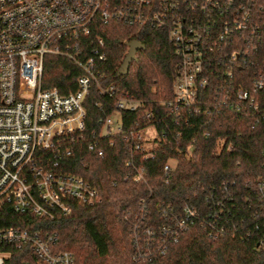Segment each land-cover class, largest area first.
I'll use <instances>...</instances> for the list:
<instances>
[{
    "label": "built area",
    "instance_id": "built-area-1",
    "mask_svg": "<svg viewBox=\"0 0 264 264\" xmlns=\"http://www.w3.org/2000/svg\"><path fill=\"white\" fill-rule=\"evenodd\" d=\"M108 21L137 31L147 25L167 30L179 63L172 98L158 104L177 115L175 122L180 116L187 122V113L223 108L245 114L251 109L264 117V0H0V210L8 207L38 220L53 219L56 213H69L71 201L93 205L102 200L90 182L45 166L42 156L84 129V100L92 85L101 93H115L112 84L101 85L106 73L99 69L105 60L99 26ZM240 66L252 71L244 84L235 86L233 77ZM114 107L115 113L98 120L100 136L123 132L119 111L139 110V119L125 135L131 152L126 165L132 163L134 152L144 160L153 158L159 140L155 112L123 91L114 96ZM175 163L172 157L164 164L166 176ZM143 176L144 169L134 166L125 178L137 181ZM256 186L264 197V182ZM223 210V201L213 195L205 217L184 203L179 213H167L170 222L161 234L176 241L197 220L209 237H221L227 224ZM138 219L136 250H143V256L153 250L163 253L147 215ZM12 248L28 256L21 264H75L71 251L57 247L55 232L20 224L1 226L0 264Z\"/></svg>",
    "mask_w": 264,
    "mask_h": 264
},
{
    "label": "trees",
    "instance_id": "trees-1",
    "mask_svg": "<svg viewBox=\"0 0 264 264\" xmlns=\"http://www.w3.org/2000/svg\"><path fill=\"white\" fill-rule=\"evenodd\" d=\"M99 27L105 54L99 69L106 73L101 85L112 84L115 93H101L92 85L84 100V129L44 152L42 162L81 176L99 190L102 200L93 205L71 201L69 213L41 220L5 207L0 210V227L20 224L55 232L57 247L71 251L75 264H264V209L260 208L264 197L256 186L264 182V117L251 109L245 114L223 108L187 113V122L182 116L175 122L177 115L158 104L172 98L179 63L167 30L147 25L137 31L120 21ZM131 40L144 48L137 50L127 74L117 76L126 42ZM251 71L245 66L235 69V86L244 84ZM121 91L144 100L155 112L153 126L159 137L153 158L144 160L134 152L129 165L131 152L125 135L141 112L119 111L123 132L107 136H100L98 122L116 112L114 96ZM91 143L95 146L90 149ZM66 149L68 155L63 154ZM172 157L176 159L174 170L166 176L163 166ZM134 166L144 169L142 180L125 178ZM211 195L223 201L222 218L227 219L223 236L209 237L197 220L176 241L161 234L170 222L167 213H179L184 203L205 217ZM141 214L147 215L163 253L153 250L143 256V250H136L134 224ZM27 258L12 248L4 264H21Z\"/></svg>",
    "mask_w": 264,
    "mask_h": 264
},
{
    "label": "water",
    "instance_id": "water-1",
    "mask_svg": "<svg viewBox=\"0 0 264 264\" xmlns=\"http://www.w3.org/2000/svg\"><path fill=\"white\" fill-rule=\"evenodd\" d=\"M127 45H128V50L127 53L125 54L122 63L120 64V67L117 70L116 73L117 76L127 74L131 61L136 59L137 50L144 48V45L137 40H131L127 43Z\"/></svg>",
    "mask_w": 264,
    "mask_h": 264
},
{
    "label": "rangeland",
    "instance_id": "rangeland-1",
    "mask_svg": "<svg viewBox=\"0 0 264 264\" xmlns=\"http://www.w3.org/2000/svg\"><path fill=\"white\" fill-rule=\"evenodd\" d=\"M117 121H118V116L117 115H114V117H113L114 124H116ZM0 256L2 257L4 255L0 253Z\"/></svg>",
    "mask_w": 264,
    "mask_h": 264
}]
</instances>
